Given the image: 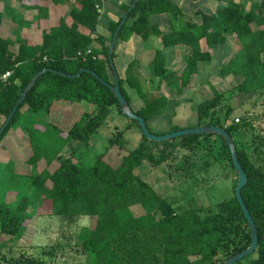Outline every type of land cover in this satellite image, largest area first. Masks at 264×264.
I'll use <instances>...</instances> for the list:
<instances>
[{
	"label": "trees",
	"instance_id": "obj_1",
	"mask_svg": "<svg viewBox=\"0 0 264 264\" xmlns=\"http://www.w3.org/2000/svg\"><path fill=\"white\" fill-rule=\"evenodd\" d=\"M18 1L21 6L37 9L36 20L48 16L47 0ZM97 2L77 0L57 24L42 29L39 42L31 43L17 37L11 45L8 38L0 35V73L12 71L6 81L0 82V128L32 77L48 68L27 92L0 134V141L8 137L14 125L16 128L22 126L24 135L29 134V137L38 126L44 132L48 128L60 130L48 119L42 124L36 119L32 126L27 123L30 118H36H28L27 113H49L57 101L93 105L67 128L70 145L74 141L87 143L112 112L127 117L117 96L105 84V81L115 83L108 53L121 20L110 23L107 39H99ZM3 3L0 29L4 12L16 11L9 0ZM127 9L128 6L125 11ZM163 12L170 16V31L161 34L163 46L181 45L187 53L185 66L178 73L168 66L164 48L156 50L150 66L159 86L165 81L172 94L182 95L199 72L200 63L211 61L212 50L229 43L232 38L236 48L221 66V75L236 78L233 88L238 92L249 97L264 96V0H218L216 9L211 13L202 12L199 21L188 20L189 16L172 0H139L117 39L136 33L147 40L151 34H160L158 26L150 22V16ZM21 16L20 21L23 20ZM13 18L17 19L14 14ZM135 66L136 62L131 61L125 76H119L121 92L133 111L144 117L150 131L164 134L152 130L150 122L163 114L169 97L163 92L146 91ZM82 68L95 71L99 77L87 71L79 76H68ZM127 86L138 96L140 106L134 105ZM203 86L211 89V97H202L199 102L188 100L193 101L196 109L195 125H219L232 135L239 161L248 177L241 189L242 196L258 228L256 249L234 264H264V129L256 126L262 116L247 110L235 117L237 107L228 99L224 100V90L209 80L203 81L200 88ZM128 120L139 126L141 135L137 144L129 149L124 129L116 130L109 139V146H118L117 153L102 152L90 166L71 155L57 154L53 165V160L49 159L48 165L35 169L30 175L16 171L0 174L2 181L7 180L2 184L6 193L14 191L16 195H12V199L6 195L0 197V249L16 245L30 217L44 209L68 224L82 216H89L93 221L92 225L80 228L76 236V250L85 259L80 264H222L250 245L249 225L235 196L237 178L232 196L207 206L199 204L192 195L185 201L184 198H166L145 178L146 164L156 168L168 161L169 152L179 148L190 150L193 157L201 147L210 153L214 138L221 140L222 151L235 170L226 140L217 133H207L153 141L143 135L136 119ZM181 128L184 127L170 121L168 132ZM29 146L34 153L26 159L37 168L41 151L32 140ZM235 173L238 177L236 170ZM220 254L224 256L221 260L218 259ZM14 261L2 260L1 264H16Z\"/></svg>",
	"mask_w": 264,
	"mask_h": 264
},
{
	"label": "rangeland",
	"instance_id": "obj_2",
	"mask_svg": "<svg viewBox=\"0 0 264 264\" xmlns=\"http://www.w3.org/2000/svg\"><path fill=\"white\" fill-rule=\"evenodd\" d=\"M3 1L8 2V0H0L2 6L4 4ZM9 1L16 11L9 14L4 12L5 16L1 25L0 35L8 38L11 41V45L17 37L24 38L31 43L38 42L40 34L38 35L35 32L32 39H27L28 37L24 33L28 31L27 28H31V24L35 25L36 19L34 16L37 9L31 8V11L27 12L25 9H20V1ZM34 1L32 0V3ZM68 1L69 6L77 4V0ZM55 4V6H51L53 11L52 9L48 10L47 21L52 22V25L57 24L60 17L63 16L62 11L64 9L62 8L66 7V1L61 0ZM55 8H59V10ZM184 10L188 11L187 9ZM204 10L211 12L213 9L206 7ZM13 14L17 19L13 18ZM21 15H23V20L20 21ZM67 22L70 24L69 18ZM235 46L236 44L231 38L229 43L219 47L215 51V58L210 62L209 66L200 72L198 78L186 91L185 95L187 98L195 97L196 99L199 98V100L202 97H211L213 94L209 87L203 86L200 88L203 81L209 79L212 84L226 92L224 100L228 99L231 104L237 107L234 112L235 117H240L242 112L250 110L253 115L262 116V119L256 123V126L264 129V96L256 94L249 97L248 94L238 92L233 88L236 78L222 76L220 73L221 66L233 54ZM118 68L116 70L120 76L121 67L118 66ZM148 69H150L149 66ZM144 83L149 89L150 82L145 79ZM162 91L170 94V86L168 84L165 85ZM175 102L177 100L172 98L170 104L175 105ZM192 103L193 101L182 100L168 110L170 114L174 110L176 112L174 113L175 118L173 121L177 123L181 122L180 125L182 127L193 126L195 119L190 116L192 112L190 106H192ZM59 104L62 106L60 107ZM92 107L93 105L88 102L71 104L57 101L49 113H45L44 111L34 114L27 113L28 118L31 116L36 117L34 119L30 118L27 121L29 125L32 126L36 119L41 124L48 119L55 123L60 130L48 128L44 132L43 128L38 126L32 132L31 137H29V134L24 135L22 126L16 128L14 125L8 137L0 141V174L16 171L30 175L35 169L40 170L39 168H44L48 165L46 161L49 159L53 160L57 154L64 156L71 155L82 164L90 166L102 152H113L114 155L117 153L118 146H109V139L115 134L116 130L124 129L129 149L137 144L141 135L137 123L128 120V117L115 111L110 114L108 120L103 123L98 131L90 136L87 143L79 144V142L74 141L70 145V140L67 138V128L79 120L82 112L90 110ZM164 113L158 115L156 120L151 121L152 126H150L152 130L159 133H168L170 121L168 117H162ZM187 116L189 118L185 119ZM31 140L35 144H38L41 151L42 158L38 161L37 168L33 167V162H28L26 159V157L34 153L29 148L31 147L29 146ZM213 141L214 147L210 153L204 152L203 147H201L197 149L193 157L190 150L179 148L169 152L171 156H169L168 161L156 168H152L149 164H146L144 168L146 172L145 178L157 191L169 199L175 198L181 200L184 198L183 201H185L187 197L192 195L199 204L207 206L229 198L233 195L234 184L238 177L229 159L224 155V151H222L221 140L214 138ZM5 143L8 146L3 147L2 145ZM158 151L157 149L156 153ZM105 159L107 160L106 156ZM54 161H52L51 165H53ZM1 177L2 175H0V197L6 195L7 198L12 199V195L13 197L16 196L15 192L10 191L6 193V188L2 184H6L7 180L2 181ZM137 209L143 211L138 207ZM92 223L93 221L89 216H82L76 222L68 224L67 222H61L57 217L53 216L49 209L40 210V213L30 217L24 235L18 240L16 245H8L0 249V264L2 260L8 259L15 260L16 264H32V262L33 264L83 263L85 262L84 255L78 253L76 250V236L80 228L90 226ZM48 249L54 252H47L46 250ZM223 258V254H220L218 257L219 260Z\"/></svg>",
	"mask_w": 264,
	"mask_h": 264
},
{
	"label": "crops",
	"instance_id": "obj_3",
	"mask_svg": "<svg viewBox=\"0 0 264 264\" xmlns=\"http://www.w3.org/2000/svg\"><path fill=\"white\" fill-rule=\"evenodd\" d=\"M65 1H66V4H65L66 7L62 8L64 9V11L60 9V11L63 12V15H65V13L67 12L69 8V5H68L69 1L68 0H65ZM172 1L176 3L186 15L189 16L190 19L187 18L188 20H195V21H199L201 19L202 12L211 13L218 6V0H172ZM253 1H260V0H253ZM131 2L132 0H102L100 2L101 10L99 12L100 15H99V26H98V34L100 37L99 39L105 40L109 37L110 23H115V22L120 21L125 13V7L129 6ZM53 3L54 2H52V0L46 1V4H48L49 9H52L51 6L53 7L56 5L55 3H54L55 5ZM97 3H99V1ZM0 7H2L1 3H0ZM19 7L20 9L27 10V12L31 11V7L29 6L19 5ZM206 7H210L213 10L211 12H208L204 10ZM55 9L59 10V8H55ZM184 9H187L188 11H185ZM60 14L62 13L60 12ZM47 19H48V16L46 18L36 20L35 25L31 24V28H27L28 31L24 32L26 37H28L27 39H32L33 34L36 32L38 35L40 34V40H41L42 29L47 28L52 25L51 24L52 22H48ZM183 20L186 21V19H183ZM150 22L158 26L160 30V34H156V33L151 34L147 40H144L140 35L136 33L129 35V37L125 39H119V40L117 39L116 46H115L114 64L116 68H118V66L121 67L120 77H124L129 63L131 61H135L136 62L135 68H136V71L138 72L140 81L144 89L148 92L158 93V92H163L162 90L164 86L167 85V83L163 81L161 82L159 86L158 79L156 77H153L151 74L150 64L155 56L156 50L160 48H164V51L167 56L168 66L176 70L178 73H180L181 70L185 66V57H186L187 49L181 45L173 46V47L163 46L161 34L167 33L170 31V16L167 12L152 14L150 16ZM221 46L222 45H218L214 50H212L213 51L212 60L215 58V51ZM211 61H209L208 63H204V62L200 63L199 72L193 76L191 83L189 84L187 88H185L184 93L182 95L172 94L171 92L170 94L165 93L169 97V105L166 107L165 113L163 112L164 113V115L162 116L163 118L168 117L169 121H172L173 123H177L173 121V119L175 118L174 113H176L175 110L172 114L168 113L169 112L168 110H170L173 106H175L176 103H180V101L182 100H185V101L190 100L189 98H192L193 100H195L194 102L200 101L199 98L196 99L195 97L187 98L185 93L191 87V85L195 82V80L198 78L200 72L203 71L205 67L209 66ZM148 66L150 67V69H148ZM142 68H143V71H142ZM145 79H147V81L150 82L149 89L146 87L144 83ZM205 80H209V79H205ZM127 90L132 97L134 105L140 106L141 101L138 99V96L136 95V93H134L133 89H131L130 86H127ZM172 98H175L177 100V102H175V105L170 104ZM190 109L192 110V112L190 113V116H192V118L195 119V123L193 124V126H196L195 125L197 122L196 109L193 106H190ZM157 117L158 116H156L154 120H156ZM188 118L189 116H187L185 119H188ZM177 124H181V122ZM150 125H151V122H150ZM5 144L6 146H8L7 143Z\"/></svg>",
	"mask_w": 264,
	"mask_h": 264
},
{
	"label": "water",
	"instance_id": "obj_4",
	"mask_svg": "<svg viewBox=\"0 0 264 264\" xmlns=\"http://www.w3.org/2000/svg\"><path fill=\"white\" fill-rule=\"evenodd\" d=\"M139 0H132V2L130 3V5L128 6V9L125 11L117 29L115 30L110 46H109V53H108V57L110 60V64H111V68L112 71L114 73L115 76V83L111 84L109 82L105 81V84L114 92V94L117 96L122 112L131 119H136L140 125L141 131L143 133V135L149 139V140H153V141H162V140H167V139H171L174 137H178V136H182V135H188V134H207V133H217L219 135H221L227 142L228 146H229V150L231 153V158H232V163L233 166L238 174V181L235 187V196L241 206V209L247 219L248 225H249V229H250V234H251V243L250 245L245 248L244 250H242L241 252L229 257L228 259H226L222 264H234L237 261H239L240 259H242L243 257L251 254L257 247L258 245V240H259V236H258V228H257V224L254 220V218L252 217L244 199L242 196V192L241 189L242 187L246 184L247 182V174L242 166V164L239 161L238 158V154H237V150H236V145H235V141L232 137V135L224 128L221 127L219 125H197V126H193V127H184L181 129H178L176 131H172V132H168V133H164V134H156L152 131H150V129L148 128L147 122L144 119V117L136 114L132 107L130 106V104L128 103L127 99L123 96L121 89H120V82H119V75L117 73L115 64H114V60H113V53L115 50V46H116V42H117V37L119 34V31L121 30L122 26L125 24L129 13L133 10V8L136 6L137 2ZM46 70H48V68H44L41 71L37 72L32 79L30 80V82L28 83V85L25 87L24 91L21 93L19 99L17 100L15 106L13 107L11 113L9 114V116L7 117L6 121L4 122L3 126L0 128V134L4 131V129L7 127V125L10 123L11 118L13 116V114L15 113V111L17 110L18 106L20 105V103L23 101V99L25 98L27 92L34 86L36 80L38 79V77L45 72ZM56 71V70H55ZM83 71H87L92 73L94 76L99 77L98 74L88 68H82L80 69L79 72H77L74 75H68L65 72H59L61 75H68L70 77H75V76H79Z\"/></svg>",
	"mask_w": 264,
	"mask_h": 264
},
{
	"label": "built area",
	"instance_id": "obj_5",
	"mask_svg": "<svg viewBox=\"0 0 264 264\" xmlns=\"http://www.w3.org/2000/svg\"><path fill=\"white\" fill-rule=\"evenodd\" d=\"M98 1H99V3H96V8L100 12V10H101L100 2L102 0H98ZM88 52H90V49H88ZM11 73H12L11 70H7V71H5L3 73H0V82L6 81L11 76ZM236 121H238L237 118H236Z\"/></svg>",
	"mask_w": 264,
	"mask_h": 264
}]
</instances>
